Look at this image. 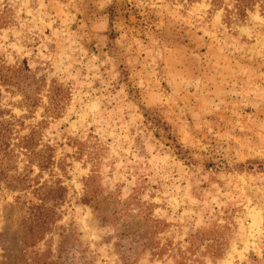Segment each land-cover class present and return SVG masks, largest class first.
<instances>
[{"label":"rangeland","instance_id":"1","mask_svg":"<svg viewBox=\"0 0 264 264\" xmlns=\"http://www.w3.org/2000/svg\"><path fill=\"white\" fill-rule=\"evenodd\" d=\"M211 2L0 0V264H264V0Z\"/></svg>","mask_w":264,"mask_h":264},{"label":"crops","instance_id":"2","mask_svg":"<svg viewBox=\"0 0 264 264\" xmlns=\"http://www.w3.org/2000/svg\"><path fill=\"white\" fill-rule=\"evenodd\" d=\"M213 17L215 18V14L214 16L210 17V21L214 20ZM223 37H224L223 34L221 36L217 35L215 38L212 37L211 35L210 36L208 35L207 37L202 36V43H204L202 45V60L204 62L202 63H206V65L211 66L212 68V71L210 72V74L205 73L202 70L203 72L202 78L205 77V79H208V81H210V80H214L213 77L217 78L218 74L220 75L221 73L226 72V75L229 76L230 72L231 71L234 72L235 70L238 72L239 75H241L242 77L246 79H248L249 77L258 75L253 69L254 64L252 60L254 59V57H251L249 55L243 57V56H240V52L235 53L236 51L235 48H234V51H231V49L224 47L226 43L223 41L222 39ZM238 39L240 43L245 42L249 44L251 42L250 41L251 38H248V36H246L245 34L240 35ZM259 39L264 42V31H261L260 34L255 36V40H259ZM252 44H253V41H252ZM246 54H249V53H246ZM156 56L161 57L165 65L164 56H161V54L159 53V48L155 51L154 57L156 58ZM248 57H251V60ZM205 75H208L210 77H207ZM263 75H264V72L260 74V76H263ZM205 79H202V81L204 82Z\"/></svg>","mask_w":264,"mask_h":264},{"label":"trees","instance_id":"3","mask_svg":"<svg viewBox=\"0 0 264 264\" xmlns=\"http://www.w3.org/2000/svg\"><path fill=\"white\" fill-rule=\"evenodd\" d=\"M211 10L208 12V15L207 16H203L202 15V20L204 21H206V20H210V17L212 16V14H213V11L215 10V8H216V2H215V0H212V2H211ZM162 7H163V5H162ZM164 8V7H163ZM245 14V13H244ZM244 14H241V16H244ZM247 15V14H246ZM246 15L243 17V18H245L246 17ZM137 16H138V18L140 17L139 16V14H137ZM110 21H111V25H113L112 27V33H114L115 35H117L116 37H118V35H119V33L115 30V28H114V23H115V20H114V18H113V16H111L110 17ZM164 29H167L166 28V25L164 26V27H162V30H164ZM110 36V35H109ZM111 48L113 49L114 48V45L113 44H110V50H111ZM157 58V60H158V66H160V67H163V65H164V61H163V59L161 58V57H159V56H157L156 57Z\"/></svg>","mask_w":264,"mask_h":264}]
</instances>
